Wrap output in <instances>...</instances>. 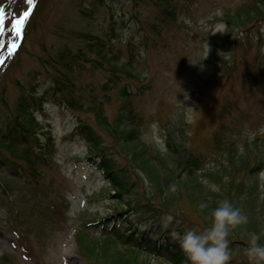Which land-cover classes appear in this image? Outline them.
I'll return each instance as SVG.
<instances>
[{
  "label": "rangeland",
  "instance_id": "1",
  "mask_svg": "<svg viewBox=\"0 0 264 264\" xmlns=\"http://www.w3.org/2000/svg\"><path fill=\"white\" fill-rule=\"evenodd\" d=\"M1 5L6 16L0 47V135L29 137L25 143L32 145V135L18 124L25 119H18L15 107L21 96L31 105L39 126L34 134L46 153L35 150L28 165L0 148V263L73 264L65 258L68 251L74 264H108L80 249L76 231L103 239L118 226L121 234L143 230L145 236L175 242L173 232L208 225L185 189L177 188L176 181L170 192L163 184L159 189L126 158L123 140L96 124L91 103L99 104L110 120L120 106L124 83L136 91L132 117L138 139L148 154L160 152L176 178L185 177L187 155H196L197 165L221 168L227 165L228 151L245 153L246 169L230 165L228 178L242 184L254 168L259 191L264 190V0H35L18 37L12 35L11 21L29 6L25 0H0ZM89 34L97 36L92 43L130 65L138 80L100 63L85 46ZM10 42L16 43L11 53ZM79 49L84 55L71 61L66 53ZM71 99L77 106L68 105ZM83 125L98 135L101 148L90 149L77 129ZM171 139L184 148L180 163L171 160L176 154L165 142ZM103 157L115 162L123 192L108 185L101 171ZM194 174L199 178L201 173L196 168ZM241 196L240 191L233 198L239 208ZM166 215L173 217L168 228L162 226ZM256 221L264 228V211ZM241 229L245 235L235 229L229 237V264H248L244 248L253 233ZM124 257L135 264L128 252ZM145 261L171 264L163 253L141 254L136 264Z\"/></svg>",
  "mask_w": 264,
  "mask_h": 264
},
{
  "label": "trees",
  "instance_id": "2",
  "mask_svg": "<svg viewBox=\"0 0 264 264\" xmlns=\"http://www.w3.org/2000/svg\"><path fill=\"white\" fill-rule=\"evenodd\" d=\"M249 12L248 10L246 11ZM92 38H97L94 34H89L86 41L90 52H95L97 60L100 63H106L112 72L119 70L121 74H124L126 78L130 80H138L139 75L134 69L130 68L126 63L117 61L111 56L109 51L104 47L98 46L96 43H92ZM110 38V37H109ZM85 51H76L73 54L66 53L73 61L81 59ZM116 73H113L114 77ZM110 77V76H109ZM111 77V79H112ZM136 91L129 83H124L119 91L120 106L115 112V115L107 120L103 114L100 105L97 103H91L89 109L95 117L96 124L102 128L110 137L117 139L118 137L123 140V152L127 159L133 160L138 168L143 172H146L149 178L161 189L162 184L166 188V191L170 192L171 183L176 181L177 188L181 187L185 189L186 197L189 203L193 204V209L201 217V220L206 224L210 223V212L217 206V202L222 199H228L233 203V200L237 196V192H242L241 198H243L240 208L247 215L248 221L246 224L237 228L239 233H245L242 226H245V230L250 233H255L259 236L260 241L264 242V228L257 225V217L264 211V190L259 191L257 186V177L255 172L257 169L251 168L246 176L244 182L235 183L236 178L229 179L230 165L235 166L237 170L246 169L248 163V155L245 153H231L228 151V155L224 156L226 161L225 166L218 168L217 166L208 167L197 165V156L190 155L187 157L182 154L183 149H180L182 145L171 140H166V146L170 151L176 154L171 157L173 163H180L182 160L183 176H178V180L175 177L176 172L169 169V164L164 159L160 158V152L157 151L156 155L152 156L148 154V149L145 144L140 142L139 129L137 122L133 121L132 112V98L135 96ZM34 99L33 95H30ZM35 100V99H34ZM29 101L25 98H17L15 102L16 111L18 112V119L24 117V120L18 122L21 130L25 133L32 135V145H26L25 142L30 141L25 139H19L18 135L12 136V133H7L6 138L0 135V148H5L10 154L16 158L23 159L28 165H32L34 157V151L45 154L44 143L42 139L37 137L35 130H38L39 126L33 115V111L30 110L31 105H28ZM70 107L77 106L73 99L68 101ZM84 128L79 126L80 134H84L87 138V143L90 149L98 150L101 148L102 142L97 134L91 129L90 126L83 125ZM18 140L24 142L19 143ZM177 147V148H176ZM96 152V151H93ZM39 153V154H40ZM162 160L159 164L157 161ZM101 171L107 179V182L117 189V192H123L125 190L124 183L118 173L114 170L115 162L105 157L102 158ZM196 168L201 173L199 178L196 177ZM161 170V171H160ZM164 171V172H163ZM163 172V174H162ZM162 177V178H161ZM162 179V180H161ZM162 183H161V181ZM204 180L206 183L202 186ZM2 183V181L0 180ZM4 184V182H3ZM215 188V190H212ZM234 198V199H233ZM204 204L206 207L200 208V205ZM257 215V217H256ZM259 219V218H258ZM133 236V231L129 234L118 232L115 228L111 232L105 233L103 239H94L86 232L76 231L75 235L77 243H81L80 249L87 255L96 254L98 257L105 258L108 264H127V259L124 257V252H128L131 258L134 259L135 264L141 254L159 255L164 254L165 258L171 264H186V258L179 249L176 243L170 240L161 241L157 237L146 238L143 231L136 232ZM245 235V234H244ZM84 241V242H82ZM97 249V251H96ZM0 264H7L6 260ZM145 264H149L145 261Z\"/></svg>",
  "mask_w": 264,
  "mask_h": 264
},
{
  "label": "clouds",
  "instance_id": "3",
  "mask_svg": "<svg viewBox=\"0 0 264 264\" xmlns=\"http://www.w3.org/2000/svg\"><path fill=\"white\" fill-rule=\"evenodd\" d=\"M204 207L206 205H200V208ZM247 221L248 217L242 209L225 198L218 201L217 206L211 210L210 223L206 227H186L180 232H173V239L186 258V264H229L233 258L229 237L233 230ZM172 222L173 217L166 215L162 219V226L168 228ZM259 241L255 233L247 237L244 255L248 264H264V243Z\"/></svg>",
  "mask_w": 264,
  "mask_h": 264
},
{
  "label": "snow or ice",
  "instance_id": "4",
  "mask_svg": "<svg viewBox=\"0 0 264 264\" xmlns=\"http://www.w3.org/2000/svg\"><path fill=\"white\" fill-rule=\"evenodd\" d=\"M25 3L29 6L28 10L22 12L18 18L14 16V18L11 21L12 24V35L14 36H20L21 34V29L24 26L25 20L29 17L32 6L35 4V0H25ZM5 9L0 6V47H3L4 42H3V34L5 32ZM16 47L15 42H10L9 47H8V52L11 53Z\"/></svg>",
  "mask_w": 264,
  "mask_h": 264
},
{
  "label": "bare ground",
  "instance_id": "5",
  "mask_svg": "<svg viewBox=\"0 0 264 264\" xmlns=\"http://www.w3.org/2000/svg\"><path fill=\"white\" fill-rule=\"evenodd\" d=\"M66 254H69V252L68 251H65L64 252V255H65V258H68V261H71L73 264H74V262H76L73 258H71V256H69V255H66ZM63 255V256H64ZM62 264H67L66 262H63Z\"/></svg>",
  "mask_w": 264,
  "mask_h": 264
}]
</instances>
